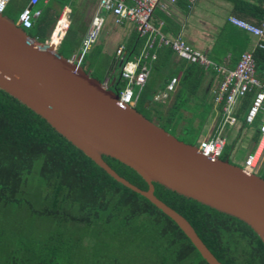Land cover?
Returning <instances> with one entry per match:
<instances>
[{"label": "trees", "instance_id": "16d2710c", "mask_svg": "<svg viewBox=\"0 0 264 264\" xmlns=\"http://www.w3.org/2000/svg\"><path fill=\"white\" fill-rule=\"evenodd\" d=\"M67 3L69 0L37 4L41 12L32 18L30 28H24L27 35L39 42L49 39ZM24 6L25 0H19L17 11ZM234 6L237 16L254 24L264 22V8L256 5L250 8L239 0H234ZM158 12L161 30L176 35L167 16ZM3 13L16 21L18 13L8 14L6 9ZM84 29L81 22H70L57 52L69 58L78 47ZM238 37L240 43L233 45L232 63L248 45L246 35ZM141 44L142 39L132 35L124 45L126 57L132 58ZM162 47L166 48L164 53H175L168 46ZM94 50L92 70L88 71L89 67L86 71L103 82L105 71L108 73L110 68L102 62L103 73L96 72L101 50ZM253 57L256 72L264 79V48L255 47ZM196 66L191 64L190 69L194 71ZM147 81L139 89L134 107L152 121L153 115L161 120L162 103L153 101L145 107L147 96L155 93L156 79ZM114 84L120 90L125 81L117 76ZM178 93L160 125L169 132V124L187 102L183 91ZM249 98L250 94L244 96L238 107L239 119ZM253 125H257L256 121ZM256 134H259L257 128ZM226 146L219 156L221 159L228 158ZM103 159L119 175L147 189V183L133 169L112 157L103 156ZM153 185L154 194L188 220L222 264H264V243L246 223L158 183ZM116 220L127 234L118 244L86 237L88 227ZM129 244L147 251L138 264H208L171 218L147 198L112 178L45 119L0 89V264H123V257L97 247Z\"/></svg>", "mask_w": 264, "mask_h": 264}, {"label": "water", "instance_id": "95a60500", "mask_svg": "<svg viewBox=\"0 0 264 264\" xmlns=\"http://www.w3.org/2000/svg\"><path fill=\"white\" fill-rule=\"evenodd\" d=\"M114 77L105 88L52 43L39 42L0 13V89L31 109L107 174L171 218L208 264H222L188 220L154 194L153 183L246 223L264 243V177L228 159L210 158L146 118L119 107ZM146 98V104L152 101ZM112 157L147 183L141 189L104 159Z\"/></svg>", "mask_w": 264, "mask_h": 264}, {"label": "crops", "instance_id": "0c3cea01", "mask_svg": "<svg viewBox=\"0 0 264 264\" xmlns=\"http://www.w3.org/2000/svg\"><path fill=\"white\" fill-rule=\"evenodd\" d=\"M239 1L246 2L247 7L250 8H253L254 5L264 8V0ZM50 2L51 0H40L38 4L44 6ZM18 3L19 0L9 1V5L7 4L6 8L8 14L19 13V10L17 11L16 9ZM53 4L57 5L56 1H53ZM26 5H28V0H25V6ZM97 7L98 0H69V3L62 7L59 17L63 12L66 13L68 27L72 21L75 23L81 22L82 25H85L83 32H80L81 36L79 45L72 55L79 51L83 37L89 26L90 19L95 13ZM35 8L40 9L37 5ZM235 10L234 0H176L175 3L160 1L153 10L152 22L159 26L158 24L160 22L162 23V20L158 19V11L163 12L168 18L167 21L170 28L177 31L176 35L164 31L166 35L181 36L191 46L204 52L210 60L225 64L227 67L231 68L236 63H232V58L235 54L233 45L240 43V37L238 36L244 34L249 39L245 51L253 50L256 42L255 37L228 21L229 15L237 16L234 14ZM104 16L105 23L103 29L91 49L94 50L95 48H100V58L106 56L107 61L105 63L107 64L108 62L107 69H111L115 49L121 44L125 45L129 43L132 35H135L136 32L133 29V26L129 23L122 25L115 24L113 16L110 13H104ZM159 28L161 30V25ZM60 32V28H57L53 37L51 35L52 43L58 41ZM57 47L58 45L56 46V49ZM157 51L156 58L149 61L148 76L146 79V82H148L147 80H150V78L152 80V77H155L156 84L154 85V95L160 91H164L166 85L163 86V83H165L167 79L169 80V78L174 76L178 77V83L176 84L174 91L168 94L167 99L157 101L154 99V95H152L153 98L150 103L153 101L162 103L161 113L162 117L165 118L164 116L167 114L172 103L176 100L179 94L178 92L183 91V99L187 100V102L183 105V108L178 111V115L174 121L169 124V130L180 134L190 135L191 137L194 134H197L198 142L204 138L211 137L215 133L220 120V107L213 100V91L218 86L220 76L210 68H204L199 64L190 63L179 58L175 53H164L166 52L165 47H159ZM191 64L197 65L196 70L192 71L190 69ZM88 67H90L91 71L92 65L90 63L88 64ZM106 71L105 75L108 74ZM261 79L263 78L261 77ZM135 92L138 95L139 88H136ZM242 99L238 103L237 110ZM249 102L241 114V119L238 120L235 126L226 130V144L235 146L238 142H245L247 145L244 158L257 146L259 134H256V128L258 129V124L261 119V115L256 118V126L253 125L254 123L247 125L243 122V115ZM149 104H146L145 102V107H148ZM153 118L155 119L156 116L153 115ZM163 118L161 120L164 122ZM187 143L191 142L187 141ZM227 159L229 160V153ZM242 164L240 166H242ZM256 174L260 176L264 175V161L258 166Z\"/></svg>", "mask_w": 264, "mask_h": 264}, {"label": "built area", "instance_id": "2783aa9c", "mask_svg": "<svg viewBox=\"0 0 264 264\" xmlns=\"http://www.w3.org/2000/svg\"><path fill=\"white\" fill-rule=\"evenodd\" d=\"M9 1L0 0V13L4 12ZM39 1L28 0V5L19 11L15 24L23 29L30 28L32 18L37 17L41 12L39 8H35ZM160 1L176 2V0H98V7L90 19L79 51L68 58L69 61L82 65L84 56L96 43L103 29L104 13H110L115 24H131L138 37L142 39L138 52L132 58L126 57L127 52L123 44L115 49L113 65L103 80L105 88H110L113 77L116 79L118 76L125 81L124 87L117 90L116 104L119 107L135 106L137 95L135 89L144 86L148 76L149 61L156 58L159 47L168 46L179 58L214 70L220 76L218 86L213 91V100L220 107V120L215 133L209 138L200 140L197 148L207 157L219 158L227 141L226 130L235 126L239 120L236 111L238 103L244 96L250 94L251 98L243 115V122L251 125L261 115L258 124L259 140L255 149L244 158L241 169L246 174H256L258 166L264 161V80L256 72L253 50L242 52L231 68L210 60L204 52L191 46L181 36L166 35L162 32L159 28L161 22L159 26L152 22L153 10ZM61 20L64 23H61ZM228 21L256 38L254 48H264V22L254 24L235 15H229ZM58 25L63 27V31L58 41L52 43L51 35ZM67 28L68 20L66 13L63 12L46 42L56 47ZM177 83L178 77H171L164 91L156 93L154 99L157 101L167 99Z\"/></svg>", "mask_w": 264, "mask_h": 264}, {"label": "rangeland", "instance_id": "374dc122", "mask_svg": "<svg viewBox=\"0 0 264 264\" xmlns=\"http://www.w3.org/2000/svg\"><path fill=\"white\" fill-rule=\"evenodd\" d=\"M15 15V14H14ZM18 15V14H17ZM16 15V19H17ZM91 50V51H90ZM89 52L84 56L83 60V67L88 70V64L95 60V50L90 49ZM106 56H103V58H100L98 62V68L96 72L99 74L103 73V66L102 62H106ZM97 64V63H96ZM105 65V63H103ZM108 64V62H107ZM90 71V70H88ZM153 119V122L161 125L163 124L162 120L159 119ZM170 132L175 135L178 139L187 142L190 141L193 145H197L198 141V135L194 134L192 137L190 135L180 134L178 132L170 130ZM225 150L229 153V161L235 165H241L242 160L246 154L247 145L245 142H238L235 146H232L231 144H227ZM119 221H113L111 223H98L96 226H91L87 228V236L92 239L88 240H98L105 243L112 242V244H118L119 241L123 238V236L127 235L125 232H123V228L121 229ZM130 226V225H129ZM127 227V226H126ZM121 230V231H119ZM131 231V230H129ZM97 250L105 251L107 252L111 250V252L117 256L123 257V264H138V262L144 260V257L146 256V252L144 247L138 248L136 244L132 245H125V246H119V245H113L106 247L105 245H101L97 247Z\"/></svg>", "mask_w": 264, "mask_h": 264}, {"label": "bare ground", "instance_id": "6f19581e", "mask_svg": "<svg viewBox=\"0 0 264 264\" xmlns=\"http://www.w3.org/2000/svg\"><path fill=\"white\" fill-rule=\"evenodd\" d=\"M61 21H62L61 23H64L63 20H61ZM61 25H62V24H61ZM57 28H60V31H61V32H60V35H61V34H62V31H63V27L60 26V25H58V26L56 27V29H57ZM56 29L53 30L52 37H53V34L55 33ZM59 37H60V36H59Z\"/></svg>", "mask_w": 264, "mask_h": 264}]
</instances>
